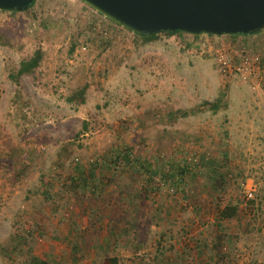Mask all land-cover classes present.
Masks as SVG:
<instances>
[{"label":"rangeland","instance_id":"374dc122","mask_svg":"<svg viewBox=\"0 0 264 264\" xmlns=\"http://www.w3.org/2000/svg\"><path fill=\"white\" fill-rule=\"evenodd\" d=\"M134 35L81 0L0 11V264H264V31Z\"/></svg>","mask_w":264,"mask_h":264},{"label":"water","instance_id":"95a60500","mask_svg":"<svg viewBox=\"0 0 264 264\" xmlns=\"http://www.w3.org/2000/svg\"><path fill=\"white\" fill-rule=\"evenodd\" d=\"M140 37L162 32L250 36L264 31V0H81ZM34 0H0V11L25 13Z\"/></svg>","mask_w":264,"mask_h":264},{"label":"trees","instance_id":"16d2710c","mask_svg":"<svg viewBox=\"0 0 264 264\" xmlns=\"http://www.w3.org/2000/svg\"><path fill=\"white\" fill-rule=\"evenodd\" d=\"M36 0H34L35 4ZM33 4V6H34ZM3 12V11H2ZM5 13V12H3ZM16 14V13H11ZM160 35H167V36H173V35H186L182 32H162L159 34L151 35V36H144L140 37L138 35H134L137 39L141 40L142 44H149L159 38ZM44 53L42 50H37L34 55L24 61L21 62L19 69L16 71V73L11 74L10 78L14 80L15 82H18V80L22 77L29 76L33 74L41 65V62L43 60ZM88 85H85L81 89L75 91L70 97L69 102L71 103H78V104H84L86 101V93L88 91ZM226 103L223 99H219L215 103H204L202 107H206L209 110L213 112V114H217L220 110L226 108ZM131 155H120L121 160H123L126 163H130V157ZM87 179H85V182ZM236 209L232 207H227L220 211V218L222 219H228L235 216ZM31 264H47V262L40 260L38 257H32L30 259ZM105 264H118L117 259H106Z\"/></svg>","mask_w":264,"mask_h":264},{"label":"crops","instance_id":"0c3cea01","mask_svg":"<svg viewBox=\"0 0 264 264\" xmlns=\"http://www.w3.org/2000/svg\"><path fill=\"white\" fill-rule=\"evenodd\" d=\"M143 165H146V162H145V160H143ZM154 228H157V229H159V227H155L154 226ZM180 229H179V227H176L175 228V230H174V232L175 233H172V232H169L168 233V235H169V237H167L166 236V234L167 233H163L162 234V236H165L164 238H167V239H175L176 238V236H177V234H178V231H179ZM200 232L201 233H195V236L196 235H202V236H197V240H199V241H201V242H203V243H205V244H207L208 242H214V239H215V237H213V236H210V237H208V239H207V235L206 234H204V233H202L203 231H202V229L200 230ZM157 235V234H156ZM156 237H158V235L156 236ZM206 238V239H205ZM179 241H181V239H179ZM215 241H216V239H215ZM234 243V242H233ZM183 257V256H182ZM211 257L212 256H210V254H199V255H197L195 258H196V260H195V262L197 263V264H207V262L208 261H211L210 259H211ZM184 258V257H183ZM213 258V257H212ZM183 264H185V261H183Z\"/></svg>","mask_w":264,"mask_h":264},{"label":"built area","instance_id":"2783aa9c","mask_svg":"<svg viewBox=\"0 0 264 264\" xmlns=\"http://www.w3.org/2000/svg\"><path fill=\"white\" fill-rule=\"evenodd\" d=\"M247 197L249 198V199H251V198H253V195H254V190L253 189H249L248 188V190H247Z\"/></svg>","mask_w":264,"mask_h":264}]
</instances>
